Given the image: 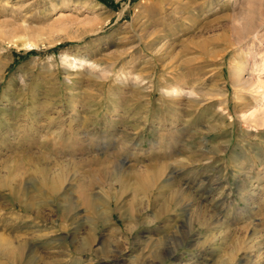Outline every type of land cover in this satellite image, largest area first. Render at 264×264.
Segmentation results:
<instances>
[{
    "label": "rangeland",
    "instance_id": "rangeland-1",
    "mask_svg": "<svg viewBox=\"0 0 264 264\" xmlns=\"http://www.w3.org/2000/svg\"><path fill=\"white\" fill-rule=\"evenodd\" d=\"M0 264H264V0H0Z\"/></svg>",
    "mask_w": 264,
    "mask_h": 264
},
{
    "label": "bare ground",
    "instance_id": "bare-ground-1",
    "mask_svg": "<svg viewBox=\"0 0 264 264\" xmlns=\"http://www.w3.org/2000/svg\"><path fill=\"white\" fill-rule=\"evenodd\" d=\"M27 44H28V46H35V44L34 43H32V42H27ZM174 91V90H173ZM8 251V250H7Z\"/></svg>",
    "mask_w": 264,
    "mask_h": 264
}]
</instances>
